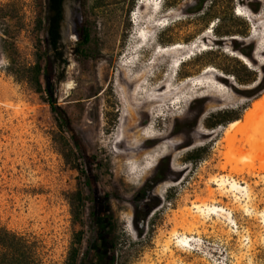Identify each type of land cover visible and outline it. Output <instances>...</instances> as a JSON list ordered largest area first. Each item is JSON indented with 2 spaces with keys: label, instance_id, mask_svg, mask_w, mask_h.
Here are the masks:
<instances>
[{
  "label": "rangeland",
  "instance_id": "obj_1",
  "mask_svg": "<svg viewBox=\"0 0 264 264\" xmlns=\"http://www.w3.org/2000/svg\"><path fill=\"white\" fill-rule=\"evenodd\" d=\"M141 1L64 0L62 63L46 0H0V226L40 240L43 264H264L259 121L230 155L238 172L219 168L224 127L264 95V0ZM139 38L151 42L130 55ZM176 43L196 46L180 67L152 63ZM123 71L143 78L126 90ZM215 75L229 104L204 96ZM160 83L168 97L154 100Z\"/></svg>",
  "mask_w": 264,
  "mask_h": 264
},
{
  "label": "bare ground",
  "instance_id": "obj_2",
  "mask_svg": "<svg viewBox=\"0 0 264 264\" xmlns=\"http://www.w3.org/2000/svg\"><path fill=\"white\" fill-rule=\"evenodd\" d=\"M157 2H158V0H142L140 2V5L142 7H144L145 10H150V9L152 10L153 8L155 10V8L157 9ZM155 25L156 24L154 23V26ZM70 31H71V28H68V32L69 33H70ZM148 42L149 43L151 42L150 39H148V38L147 39H144V40H142V38H139V39L135 40L134 42H132V43H136V44L135 45H131L132 48H129L130 50H132L131 53H130V55L131 54L137 55L138 52L142 51L147 46ZM195 47L196 46L193 45V44L187 46V45H183V44H180V43H176V44L171 45L170 47L168 46L167 48H164V49H161V50L157 49L158 51H156V49H155V52H154L155 56L153 55L154 56V59L152 58L153 59L152 60V63L154 65H158L160 58L163 57V56H167V59H166L165 62L168 63L170 61V58H172V56L173 57L175 56V59H174L173 65H172V68L175 69V67H178V66L180 67V65L182 64V62L185 61L184 58H186V56L187 57L188 56L190 57V56L193 55V52L195 51ZM149 48H150V46H149ZM232 55H236V54H232ZM237 58L240 59V61L244 62V64L250 65L249 64V61L245 57H243L242 55H238ZM131 62L132 63L134 62V64H136V60L130 61V63ZM125 64L127 66V63H125ZM125 64L122 63L123 66ZM128 64H129V62H128ZM131 64H129V65L131 66ZM214 71L215 70L212 67H206L204 69V73H209V72L214 73ZM141 78H143V76L129 77L128 74L123 71V76H122V81L123 82L122 83H124V89H126V90L129 89L130 90V88L133 86V84L139 82V80H141ZM214 78H215L216 82H213L214 83L213 85L210 84V85H203L202 86L203 88H207L204 96H214V94H215V96L217 97L216 98V101H222L224 105L229 104V98H228V96L226 95V93L224 91L223 85L220 84L221 81H223L222 78L219 75H215ZM188 82H190V81H188ZM191 84H193V83H191ZM197 84L198 83L195 82V85L196 86H197ZM163 88H164V91L162 93H160L163 90ZM155 90L158 91L159 93L157 95H153V99L154 100H156V99H159V100L166 99V97H168L169 92H168V89H166V84L165 83H160L155 88ZM249 90H250V88H244L242 90H237V89H235L233 87L231 88L232 93H236V92L246 93ZM132 91H131V93H132ZM134 92H135V89H134ZM129 93H130V91H129ZM191 94H193V93H191ZM196 96L195 95H191V98L196 97ZM152 103H153V101H152ZM257 121H259V123L262 125V127H261L262 129L261 130H263V132H264V95L261 98L253 101L250 104V106H247L244 109V112H243V115H242V118L241 119H238V118L233 119V120L229 121L227 123V125L224 127L222 141L225 142L228 151H227V153L221 152V155H224L223 157H225V159H226L225 162H222L219 165V168L221 170H226L227 165H230V170H229V173L230 174L233 173V172L234 173H237L238 172L239 169L235 168L234 166H231V158H230L231 156L230 155L233 154L234 152L243 154L244 148L246 146L250 145V138L251 137L249 138V136H248V130H249V128L251 126H253V125L255 126L256 124H258ZM237 135H240V137L237 138ZM223 148H225V147H223ZM225 150H226V148H225ZM148 164H149V162H148ZM152 167H153V164L152 163L149 164L148 168H152ZM226 177H224V178L221 177L220 179H214V182H215L214 184H217L218 186H222L223 183H225V182L228 181V178L230 177V175H227ZM230 188L233 189V190H235V189L236 190L237 189H241V187L238 186L237 183H234V182H231L230 183ZM208 193L212 194V191L209 190ZM192 205L193 206L191 207V209H194L197 212H202V213L205 212V208L204 207H202L200 205H197V204L196 205L192 204ZM217 209H216V207H211V208H208L207 207L206 208V211H211V210L212 211H216ZM185 214L186 215H190V209H186L185 210ZM196 220L197 219H194L193 221H190L191 222L190 224L193 226L196 222H198V220L197 221ZM229 220H230V218H229ZM187 239H188L187 237H181L180 240L182 242H186Z\"/></svg>",
  "mask_w": 264,
  "mask_h": 264
},
{
  "label": "trees",
  "instance_id": "obj_3",
  "mask_svg": "<svg viewBox=\"0 0 264 264\" xmlns=\"http://www.w3.org/2000/svg\"><path fill=\"white\" fill-rule=\"evenodd\" d=\"M204 1L205 0H198L197 4L199 5H197L195 10L201 9ZM62 4L63 0H47L45 15L47 23L46 42L48 48L54 52L56 59L65 63V60L63 59V52L60 48ZM80 36V45H86L89 42L88 30L82 29ZM36 72L37 74L40 72L39 66H36ZM37 74L36 79L34 80L36 84H38ZM48 102L51 109L56 111L57 107L54 105V102L50 100ZM148 212L149 210H146L144 215ZM41 249V241L36 237L31 235H22L0 226V264H43ZM92 257L95 260L94 264H99V255L95 253ZM74 259L75 255L70 253L67 264L73 263ZM88 259H91V257ZM86 261H83L82 264Z\"/></svg>",
  "mask_w": 264,
  "mask_h": 264
},
{
  "label": "flooded vegetation",
  "instance_id": "obj_4",
  "mask_svg": "<svg viewBox=\"0 0 264 264\" xmlns=\"http://www.w3.org/2000/svg\"><path fill=\"white\" fill-rule=\"evenodd\" d=\"M46 3H47V0H46ZM61 9H62V6H61ZM94 263H95V260L93 257H91V259H88L84 264H94Z\"/></svg>",
  "mask_w": 264,
  "mask_h": 264
}]
</instances>
